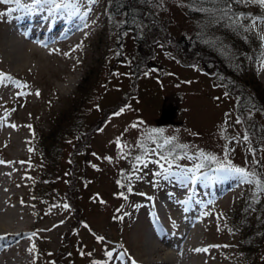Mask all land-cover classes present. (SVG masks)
<instances>
[{"label": "rangeland", "instance_id": "1", "mask_svg": "<svg viewBox=\"0 0 264 264\" xmlns=\"http://www.w3.org/2000/svg\"><path fill=\"white\" fill-rule=\"evenodd\" d=\"M206 1L127 0L138 11L128 30L132 15L118 0H81L80 40L40 46L31 37L15 67L0 55V160L25 143L16 168L0 167L19 177L16 202L33 228L59 222L49 237L24 239V264L147 263L157 255L136 253L148 237L177 240L194 226V248L207 249L192 254L199 264H264V191L255 182H264V112L229 90L211 58L245 33L260 41L243 75L249 82L253 72L264 98V6L254 4L261 12L252 16L241 2L222 20ZM17 6L0 4V38ZM135 53L151 64L134 68ZM167 111L171 121L162 122ZM229 164L254 173L253 182L221 170Z\"/></svg>", "mask_w": 264, "mask_h": 264}, {"label": "bare ground", "instance_id": "2", "mask_svg": "<svg viewBox=\"0 0 264 264\" xmlns=\"http://www.w3.org/2000/svg\"><path fill=\"white\" fill-rule=\"evenodd\" d=\"M43 5V3L39 5L34 4L32 0H23L13 10V15L8 21V26L2 32L0 38V55L13 67L18 66L19 62L24 59L25 54L22 50L27 46V39L31 37L34 41L36 39L35 37L42 36V38L47 40L46 42L54 41V44H58L62 40L63 44H70L83 37L85 19L82 16L79 17V12L73 9H53L51 6L46 8L42 7ZM57 33H59V36L54 40L55 38L53 36ZM68 83L71 85L72 83L74 84V81L71 82L69 80ZM24 146L25 143L23 142L17 145L12 144L13 152L3 155L2 161L7 160L16 168L15 162L18 159H22L20 150ZM22 173L25 174V172ZM19 185H21L19 177L5 165L1 166L0 237L2 238H0V254L4 252L2 254H8L9 256L3 261L0 258V264L27 263V255H24L22 252L25 249L24 239L31 235V233H40L41 236L46 235V237H49V231L58 230L59 222L50 226L46 224L36 225L37 228H33L27 222V213L16 202L21 197L16 192L18 190L16 188ZM181 230H183V233L177 235L179 237L177 240L171 237L165 240L162 239L161 243L160 241L155 242L152 238L149 239L148 237V241L146 242L145 240L146 243H143L137 248L136 254L141 257L144 253H155L157 258L150 262L147 261V263L143 259L140 264H199L198 258H194L193 256V253L196 251L194 247L196 239H198L199 228L194 226L193 229L190 228V230H187L181 227Z\"/></svg>", "mask_w": 264, "mask_h": 264}, {"label": "trees", "instance_id": "3", "mask_svg": "<svg viewBox=\"0 0 264 264\" xmlns=\"http://www.w3.org/2000/svg\"><path fill=\"white\" fill-rule=\"evenodd\" d=\"M118 2L120 4L119 7L124 8L123 10L127 9L128 10L127 13L129 15H132V16L128 17L129 19H128L127 24L125 26L126 29L132 30L133 26L130 23L135 21V18L137 17V14H138L137 13L138 11L135 10V7H133V5L131 3H127V0H118ZM225 2L227 4H229L230 7H227V8L224 7ZM239 3H241V2H238V0H215V2L212 0L211 1L207 0L206 2H204V4L207 6V9L211 10L208 13L214 14V11L218 12L221 14L220 17L222 20H225L224 17L229 18L230 14L235 15L236 14L235 13L236 12L235 11L236 4L238 5L237 8L239 6L241 7V5ZM244 3L248 4L250 7H253L252 13L254 12V14H252V16H260L261 11L260 12L258 11V9L260 7L254 6V3L247 2V0H245ZM219 28L226 33L228 30L231 31L230 26L227 23H221ZM231 28H232V26H231ZM244 36L245 37H243V39H241V40H239V39L231 40V41H233V43L230 46V48L229 47L227 48L229 50H222L221 51V49H220V51H217L213 54L211 53L212 56L209 54L208 51H207V53L211 56V58L214 62L213 63V69H215V74L219 75L227 83L229 90L232 88V91L234 94L241 92L243 99L245 101H247V104L249 106L253 107L254 109L256 108L258 111L264 112V98H260L258 96L257 91L259 90V87H256L255 75L253 74V72L251 73V75H248V76H250V77H248V78H250L249 82H247V80H246L247 76L243 75V73L246 69V65H248V63L253 64L255 62L257 55L259 54V50H260V41H257V39H249V34H247V33H245ZM140 39H142V38H139L138 41ZM178 41H179L178 44H180L183 48H186L185 47L186 46L185 45L186 38H181ZM194 43H195V47H204L199 40H194ZM142 46H143V44L139 43V47H142ZM200 53L201 54L198 55L197 60L198 59L201 60L202 58H204L202 56L203 51H201ZM118 54H119V52H118ZM119 57H120V54H119ZM146 63H147V65L151 64V62L149 61V59L147 57L145 59H142L138 55V53H135L134 68L137 66V64H139L140 65L139 67H141V66L145 65ZM153 68L155 70H157L158 72H162L161 68L157 64H153ZM252 71H253V67H252ZM246 86H250L253 89V93L246 91L245 90ZM242 203H243V200H241L239 206L234 207L232 210V217H233L234 221L239 216V215L236 216V213H237V210H239ZM240 224L242 226V223H240Z\"/></svg>", "mask_w": 264, "mask_h": 264}, {"label": "snow or ice", "instance_id": "4", "mask_svg": "<svg viewBox=\"0 0 264 264\" xmlns=\"http://www.w3.org/2000/svg\"><path fill=\"white\" fill-rule=\"evenodd\" d=\"M97 2V0H84V3L86 5H90V4H95ZM238 2H245V0H238ZM247 2H251L254 4H259L260 6H264V0H247ZM9 3H16V4H20L21 0H0V4H9ZM32 3L34 4H48L51 5V7L53 9H73L76 12H79V7L78 5L81 3V0H32ZM91 11V8L89 7L87 9L86 12L83 13V16L86 18L88 15V12ZM255 25H253L254 27ZM262 39H264V37H262ZM6 79V74L4 73H0V83H3L4 80ZM18 87H20L21 85H17ZM23 88H27L28 85L27 84H23L22 85ZM25 94H29V93H25V92H20L17 93V95H25ZM37 96L40 95L39 91H37L35 93ZM14 111V109H13ZM124 109H121L120 112H123ZM120 112L114 113V115H119ZM239 122V121H237ZM12 127H15V125H11ZM136 125H133V127H135ZM28 127H31L30 125ZM162 131L163 130H158V134L162 135ZM248 137L245 136L244 140H247ZM165 144H171L172 143V139H168L164 142ZM117 145L118 147H121V149H123L124 147H127V145H120L119 139L117 140ZM106 159H111V158H106ZM211 159V158H210ZM137 160H140V157H137ZM0 163H6L2 160H0ZM23 163V162H21ZM221 170H225L231 173H235L238 176H240L241 178H243L244 182H248V183H252L253 181L249 180L248 177L254 175V173H249L246 169L243 168H239V167H233L230 164L225 166V165H221ZM257 184V187H259L262 191H264V182H261L260 180H256L255 181ZM119 183V181H118ZM131 190V189H129ZM65 208H67V205H64ZM2 238V237H0ZM98 239H102V238H98ZM29 251H34V247L33 249H29ZM196 251H207V249H196ZM106 255H108L109 257L112 256L111 252L106 253ZM133 264H135V262H133Z\"/></svg>", "mask_w": 264, "mask_h": 264}, {"label": "water", "instance_id": "5", "mask_svg": "<svg viewBox=\"0 0 264 264\" xmlns=\"http://www.w3.org/2000/svg\"><path fill=\"white\" fill-rule=\"evenodd\" d=\"M170 120H171V118H170V111H167L162 116V122H167V121L169 122Z\"/></svg>", "mask_w": 264, "mask_h": 264}]
</instances>
